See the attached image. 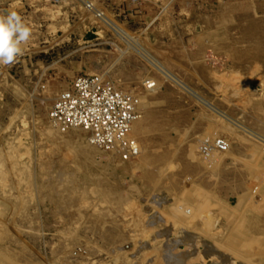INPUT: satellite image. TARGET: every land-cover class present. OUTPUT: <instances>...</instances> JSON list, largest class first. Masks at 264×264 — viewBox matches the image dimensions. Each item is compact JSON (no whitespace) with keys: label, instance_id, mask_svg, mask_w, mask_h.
I'll list each match as a JSON object with an SVG mask.
<instances>
[{"label":"rangeland","instance_id":"374dc122","mask_svg":"<svg viewBox=\"0 0 264 264\" xmlns=\"http://www.w3.org/2000/svg\"><path fill=\"white\" fill-rule=\"evenodd\" d=\"M13 11L30 38L0 65V264H264V0ZM80 78L137 101L128 138L120 105L54 118Z\"/></svg>","mask_w":264,"mask_h":264},{"label":"built area","instance_id":"2783aa9c","mask_svg":"<svg viewBox=\"0 0 264 264\" xmlns=\"http://www.w3.org/2000/svg\"><path fill=\"white\" fill-rule=\"evenodd\" d=\"M73 85V90L65 94L54 108L53 116L56 120L60 121V123L63 122L65 124H69V126H80L82 124L86 125L87 121L85 120L83 122L84 119L88 118V116L96 117L99 115L94 112H79L82 109L78 107L86 106L87 104V106H89L90 102L93 103L91 106L93 109H97L103 104H106L108 108L120 105L122 109H120V112L122 113L121 116L126 120V123L119 127L117 133L115 134L116 136L113 138L112 145L115 143L114 141L122 142L125 138H128L131 121L135 119L134 108L137 101L126 98L127 102L125 103V106H122L117 94H113L112 97L105 99L104 95L99 91V88L103 85L98 79L80 78L76 80ZM90 88L96 89V91L94 92L90 90ZM106 112L109 115V111L107 110L103 113V115H105ZM131 145L133 152L137 151L135 144Z\"/></svg>","mask_w":264,"mask_h":264},{"label":"clouds","instance_id":"9594fccd","mask_svg":"<svg viewBox=\"0 0 264 264\" xmlns=\"http://www.w3.org/2000/svg\"><path fill=\"white\" fill-rule=\"evenodd\" d=\"M30 38V29L21 16L13 11L0 15V65H10L22 54L21 45Z\"/></svg>","mask_w":264,"mask_h":264},{"label":"bare ground","instance_id":"6f19581e","mask_svg":"<svg viewBox=\"0 0 264 264\" xmlns=\"http://www.w3.org/2000/svg\"><path fill=\"white\" fill-rule=\"evenodd\" d=\"M90 7H91V5H90ZM98 16V15H97ZM68 126V125H67ZM57 134V133H56ZM87 146V145H86ZM138 147V146H137ZM139 148V147H138Z\"/></svg>","mask_w":264,"mask_h":264}]
</instances>
